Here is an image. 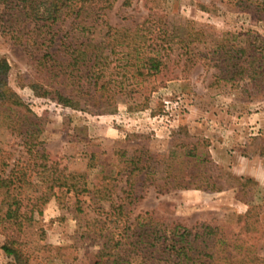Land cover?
<instances>
[{"label": "rangeland", "instance_id": "1", "mask_svg": "<svg viewBox=\"0 0 264 264\" xmlns=\"http://www.w3.org/2000/svg\"><path fill=\"white\" fill-rule=\"evenodd\" d=\"M123 1L99 19L56 23L55 39L83 34L99 48L90 62L101 76L79 84L78 107L35 94L29 84H43V74L0 35V87L23 103L0 106V177L8 175L6 198L18 200L11 208L22 218L9 224L0 206V264H152V248L137 251L133 233L171 224L218 226L264 257L263 186L230 169L261 155L264 167V15L225 0ZM158 26L167 55L141 77L132 48ZM110 27L128 29V38ZM183 32L195 35L179 43ZM252 43L263 48L256 57Z\"/></svg>", "mask_w": 264, "mask_h": 264}, {"label": "trees", "instance_id": "2", "mask_svg": "<svg viewBox=\"0 0 264 264\" xmlns=\"http://www.w3.org/2000/svg\"><path fill=\"white\" fill-rule=\"evenodd\" d=\"M113 2L114 0H0V35L22 46L31 67L39 74H43V84L42 82L29 84L35 94L43 96L51 92L57 103L73 108L78 107L76 95L79 92V84L82 81H90V78H94L95 81L101 76V68L95 72L92 69L94 65L90 62L92 57L90 48L93 47L94 50L99 48L91 46L90 40L83 34L77 38L65 35L55 39L56 23L69 16L72 17L71 19L76 17L99 19L103 11L110 8ZM225 2L228 5H234L237 9L264 15V0H225ZM127 3L126 0L123 1V4ZM146 21L144 19L139 25L142 26ZM110 28L118 37L128 38V29ZM148 29L149 26L146 30ZM66 33L68 31H64V34ZM165 33L166 31L158 26L155 34L150 38L144 34L139 35V41L132 48L136 60L140 62L136 68L137 75L146 77L160 70L167 55L163 51L168 43V40L164 39ZM246 33L248 34L245 32L244 35ZM175 35L178 42L183 43L187 38H192L195 32ZM251 37L255 41L258 40L255 33L251 34ZM148 40L149 43H147ZM183 46L179 47L183 48ZM252 47V57H256L255 55L261 52V49L263 50L262 46L259 47L255 43H252ZM60 51L62 52L59 55ZM93 57H95L94 54ZM227 57L231 59L232 55ZM232 65L235 66L233 63ZM6 69L5 60L0 59V73L5 72ZM234 74L235 72L229 77H233ZM104 82H101L99 86L98 98L104 95ZM93 95L91 94L90 97L93 98ZM0 106L21 108L23 103L17 94L2 86L0 87ZM110 109L105 105L100 110L109 111ZM10 182L8 175L0 177V188H4V198L0 200V206H5L1 217L9 224L19 226L22 218H17L16 207L11 208V205L17 204L18 200L12 196V201H7ZM133 234V245L137 247V251L145 253L147 249L152 248L149 257L152 264H170V256L176 258V264H264V257L237 243L236 239H231V236L225 238L218 226L200 225L198 229L191 230L180 224H171L149 232L138 225ZM1 248L6 255L11 256L13 262L21 263L16 248L7 245H2Z\"/></svg>", "mask_w": 264, "mask_h": 264}, {"label": "crops", "instance_id": "3", "mask_svg": "<svg viewBox=\"0 0 264 264\" xmlns=\"http://www.w3.org/2000/svg\"><path fill=\"white\" fill-rule=\"evenodd\" d=\"M261 156L239 157V164H232L230 169L233 173L244 175L255 180L259 185L263 186V204H264V167H261L259 161ZM260 165V166H259Z\"/></svg>", "mask_w": 264, "mask_h": 264}]
</instances>
